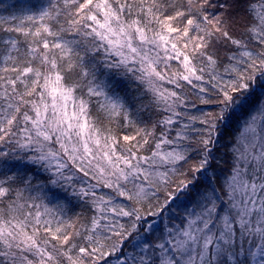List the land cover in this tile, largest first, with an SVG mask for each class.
<instances>
[{
	"label": "snow or ice",
	"instance_id": "1",
	"mask_svg": "<svg viewBox=\"0 0 264 264\" xmlns=\"http://www.w3.org/2000/svg\"><path fill=\"white\" fill-rule=\"evenodd\" d=\"M0 31V264H264V124L220 190L207 175L264 88V0H53Z\"/></svg>",
	"mask_w": 264,
	"mask_h": 264
},
{
	"label": "trees",
	"instance_id": "2",
	"mask_svg": "<svg viewBox=\"0 0 264 264\" xmlns=\"http://www.w3.org/2000/svg\"><path fill=\"white\" fill-rule=\"evenodd\" d=\"M53 0H0V16L10 17V16H20L24 14H37L42 8L47 7ZM10 23L15 24L18 21H10ZM8 25H4L7 27ZM31 26V25H29ZM6 35H17V34H6L3 31H0V37H5ZM22 38V37H21ZM72 37H69L71 39ZM116 91L121 95L125 96V93H128L127 99L131 101V96L137 94L134 87H117ZM151 97H146L144 103L146 104ZM264 98V88H257L255 94L249 97L248 101L243 105V107L238 108L234 115L227 121L223 129V137L219 142V151L215 152L216 161L213 163L211 171L208 172L210 177V182L214 183L218 190L220 186L225 182V180L231 175L230 169L234 160L241 156V154L246 151L259 152V144L255 148H252L251 145L255 141L253 140L254 134L247 131L248 123L252 122V117L255 116V124L257 125V133L260 131L259 126L264 124V121L260 119L258 108L264 105L261 104V100ZM97 98L93 97V103L91 108L95 110V100ZM133 103V109L138 107L136 102ZM201 109L207 111L211 110V106H200ZM194 111V110H193ZM157 116L154 112H141L137 117L133 116V119L140 124L141 127H144L149 124V122H154ZM115 128L116 125L114 124ZM124 132H131V129H123ZM0 150H3V146H0ZM15 165V167H13ZM31 167V166H29ZM23 165L18 161H9L8 162V175H11L13 172H16L18 169H22ZM3 169H0L2 172ZM34 175H39L41 179H44L47 174L45 173H36L33 170ZM214 174V175H213ZM199 175V174H198ZM3 175H0V179H3ZM88 179V178H85ZM94 183V181H93ZM207 183V182H206ZM98 192L101 189L97 190ZM104 192H109V189H102ZM45 192H48V198L44 199L43 203L47 204L49 207H55L57 204H66L67 205V216L75 217L79 215L81 218L89 217L94 213L89 205H85L83 202L78 200L72 195L71 189L67 191L60 188H52L51 192L48 189H45ZM53 193L55 196L53 197ZM27 195V193H26ZM32 195H36L35 192ZM117 202H125L123 198H118ZM37 203H40V200H37ZM176 203H179L178 201ZM191 209V204L188 206V210ZM185 212V206L180 205L176 208L175 214L172 216L171 221H162L156 225L158 229V234L164 232L166 228L175 226H182L181 219L182 214Z\"/></svg>",
	"mask_w": 264,
	"mask_h": 264
}]
</instances>
